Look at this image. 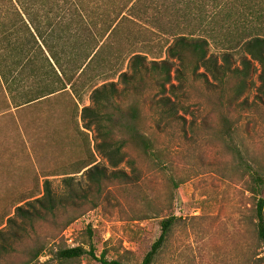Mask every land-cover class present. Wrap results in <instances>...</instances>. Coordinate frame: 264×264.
I'll return each instance as SVG.
<instances>
[{
	"label": "trees",
	"instance_id": "trees-1",
	"mask_svg": "<svg viewBox=\"0 0 264 264\" xmlns=\"http://www.w3.org/2000/svg\"><path fill=\"white\" fill-rule=\"evenodd\" d=\"M0 17L1 112L40 102L84 80L103 49L110 56L115 54L113 46L125 49L127 23L147 26L158 39H142L140 47L134 42L116 51L112 61L128 58V70L121 71L117 64L102 75L108 79L118 74L117 81H86L89 104L80 109L81 127L92 133L93 149L111 170L96 163L87 143L68 173L83 170L84 184L66 176L65 190L58 194L44 174L41 194L22 197L18 203L25 202L7 213L0 229V264L37 263L54 243L50 255L57 264H76L84 255L100 264H132L122 257L109 259L103 251L96 255L92 245L88 250L68 246L61 234L86 212L106 205L111 187L128 192L141 177L140 162L149 171L170 169L171 150L157 144L155 136L187 137L197 119L200 123L203 107V121L213 115L208 136L230 157H247L245 186L251 195L242 219L246 248L236 264H264V158L249 153L234 109L245 105L241 98L253 62L259 66L260 82L255 106L264 109V0H0ZM111 39L115 42L109 43ZM211 44L223 52L209 53ZM120 164L130 174L118 169ZM168 182L176 188L184 180L169 176ZM142 204L134 220L150 218L153 212L160 233L139 264H158L178 232L194 230L200 216L161 214L160 205L147 196ZM171 208L169 199L165 209Z\"/></svg>",
	"mask_w": 264,
	"mask_h": 264
},
{
	"label": "rangeland",
	"instance_id": "rangeland-1",
	"mask_svg": "<svg viewBox=\"0 0 264 264\" xmlns=\"http://www.w3.org/2000/svg\"><path fill=\"white\" fill-rule=\"evenodd\" d=\"M165 5L171 7V4ZM229 16L232 18L233 15ZM123 30L129 38L122 39L125 49L113 46L115 54L112 56L104 51L106 48L103 49L99 63L94 62L84 80H78L72 88L67 86L66 91L40 102L18 109L12 107L7 112L0 111V229L6 224L7 213L14 211L15 204L22 197L31 193L41 194L44 174H49L46 178L58 194L65 190L62 179L66 176H73L80 185L84 184L83 170L68 173L72 171L70 163L84 155L87 143L96 163L107 172L111 170L106 159L93 149L92 133L81 127L79 112L89 104L87 79L93 78L98 84L117 81L118 74L108 79L102 75L105 68L111 71L110 67L117 64L121 71L128 70L129 59L122 57L121 61H112L116 54L129 49L134 42L140 47L141 44L137 43L142 39L158 40L149 33L147 26L127 23ZM113 39L109 43L115 42ZM221 52L223 50L211 44L209 53L219 55ZM230 54L234 64L238 65L237 51H230ZM147 59L151 60L152 56L149 54ZM258 74L259 66L253 62L248 88L241 98L244 108L235 106L234 109L240 115V134L244 135L249 153L264 158V109L255 106L260 96L257 91L260 85ZM201 109L200 123L197 116L198 122L194 124L193 131L187 130V137L155 136L157 144L171 150L170 169L149 171L140 162L141 177L129 186V191L124 193L119 187L108 189L106 205L86 212L62 232L65 244L82 245L87 250L92 245L96 255L103 251L109 259L122 257L129 263L139 264L160 233L159 218L153 212L150 218L134 220L144 209L142 202L147 196L154 204L160 205L163 209L161 214L173 212L182 217L200 216L194 230L178 232L172 249L158 264L238 263L236 260L243 257L246 248V228L242 219L248 212L251 195L245 186L247 157L244 156L243 160L237 156L230 157L218 142L208 136L213 115H207L203 121L201 117L205 112L207 114V108ZM189 118L186 120L187 127ZM75 121L88 134V139L78 131ZM177 130L178 127L174 131ZM118 169L130 174L125 164H120ZM169 176L184 182L174 188L168 182ZM169 199H172V208L167 210L165 207ZM56 246L55 243L49 244L34 264H42L47 259L49 264H57L55 257L50 255L51 248ZM76 264L100 263L84 255Z\"/></svg>",
	"mask_w": 264,
	"mask_h": 264
}]
</instances>
